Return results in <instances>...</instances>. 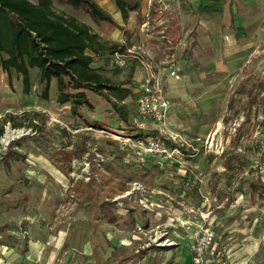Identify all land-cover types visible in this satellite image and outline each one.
Segmentation results:
<instances>
[{
	"label": "crops",
	"instance_id": "crops-1",
	"mask_svg": "<svg viewBox=\"0 0 264 264\" xmlns=\"http://www.w3.org/2000/svg\"><path fill=\"white\" fill-rule=\"evenodd\" d=\"M134 1H138L139 6L124 21L115 0H96L115 21V32L109 36L110 44L107 45L101 37L99 39L106 47L114 45V50L136 51L139 55L134 56L138 60L131 58L132 78L115 80L104 68L99 69L113 82L131 91V95L122 102L126 109L128 98L137 103V82L142 84L143 77L153 75L164 92L166 87L170 96L187 95V90L195 85H199L198 90H213L216 82H210V76H229L242 70L250 59L249 49L255 42V12L260 0H154L151 5L147 0ZM120 27L124 35L119 34ZM103 55V52L94 55V64L95 57ZM171 55L176 56L175 60L174 57L168 59ZM140 57H146L149 67L140 63ZM176 68L182 76L181 81L170 75V71ZM251 103L254 104L255 99ZM57 104L72 111L70 103ZM50 109L54 114L59 111L58 107L51 106ZM176 112L173 109V123L182 126L188 124L181 118L189 114L175 115ZM221 121L218 124L222 125ZM221 125L207 135L195 132L201 126L192 123L190 128L195 134L192 136L194 146L191 145L189 151L192 154L188 157L201 153L189 162L178 164L154 157L173 164L176 175V178H171L174 183L172 191L155 185L152 189L154 197H151L156 204V227L161 233L160 239H168L171 245L154 249L144 248L143 244L133 245L132 231H135V225L140 224L137 218L144 221L146 212L149 213L146 209H151L144 206V196L138 190L129 195L121 193L109 200L111 202L101 204L104 215L111 222L104 229L105 232L101 233V229L95 227L93 219L89 227H85V220L92 214H85L82 207L78 208L77 203L64 199L65 196L52 194L54 191L62 193L63 187H72L78 180L69 179L64 167L57 165L51 155L46 157L29 153L33 161L11 165V174L9 172L7 177L0 173V187H48L50 194L38 200L28 194L31 191L28 189L23 197H18L13 191L0 196V260L7 259L18 264H115L117 251L136 250L140 258L135 264H193L192 234L198 226L210 224L215 232V241L208 255L211 260L217 258L239 264H264V175L257 171L255 173L250 160L241 164L236 154L227 157L230 155V137L225 134L234 131H226V126L220 130ZM157 129L162 134L161 126H157ZM210 141L212 145L208 146L207 142ZM216 159H220L219 164L214 162ZM243 171H251L255 176L234 182L238 175L242 177ZM101 172V185L116 183L109 169L102 168ZM211 173L219 176L220 191L224 193L202 202L196 189ZM192 180L195 190L190 187L193 186ZM121 182L124 188L132 184L130 179ZM86 183L89 184V181ZM19 202H22L21 205ZM61 205L71 211L60 212ZM124 212H129L134 226L128 236L114 225L117 217ZM134 236L145 237L142 233ZM102 238L110 241L107 247L102 243ZM105 249L108 251L107 257L99 259V253ZM152 250L154 252L151 253Z\"/></svg>",
	"mask_w": 264,
	"mask_h": 264
},
{
	"label": "rangeland",
	"instance_id": "rangeland-1",
	"mask_svg": "<svg viewBox=\"0 0 264 264\" xmlns=\"http://www.w3.org/2000/svg\"><path fill=\"white\" fill-rule=\"evenodd\" d=\"M31 1L37 2V0ZM257 4L259 8L255 12V42L252 43L249 49L250 59L242 70L240 69L229 76H210L209 81L216 82V87L209 91L198 90L199 85H195L196 87H190L187 90V95L170 96L164 86L166 92L164 94L170 102L168 122L164 132H168L167 134L173 136H181L186 141L184 148L187 154H192L189 150H186L190 149L189 145L194 146L192 136L195 134L190 128L193 122L197 126H201L195 132L207 135L216 130L217 125L218 127L221 125L218 124L221 120L223 123L220 130L226 126L228 128L226 131L229 129L231 131L234 122H241L237 131L231 132L235 135L228 134L229 132L225 134L230 137L228 143L230 155L227 157L236 154L241 160V164H246L248 160L252 161L260 143L264 142V0H260ZM53 9L65 15H72L80 22L88 24L92 31H96L98 35L100 34L99 37L107 45L110 44L109 36L115 32V24L106 21H95L84 7H74L65 0H53ZM119 30L121 31L119 34H123V28L120 27ZM135 52L128 53L119 48L114 50L113 46H107L106 52H103L105 55L102 57L96 56L93 65L98 66V69L104 68L115 80H126L132 78V60H138L134 57L138 55ZM116 53L125 54L126 57H123L125 60L124 65L120 66L116 63ZM173 57L175 60L176 56L173 55L169 56L168 59L170 60ZM142 59L140 57V63L149 67V61L146 60V57L143 62H141ZM172 71H170V75L175 80L181 81L182 76L178 73L177 68L174 71L179 75V78L172 75ZM149 76L151 75L143 77L144 81L142 82H145ZM31 80V92L25 94L22 91L20 74L13 70L11 81H9L8 74L4 71L0 72V128H3L0 135L1 175L9 176L11 165L33 161V157L29 156V153L46 157L51 155L57 165L64 167L69 179L78 180V183L72 187H63L61 189L62 193L54 191L52 194L65 196L64 199L68 198L73 204L77 203L78 208L82 207L85 214H92L91 217L89 216L85 220L84 225L89 227L90 220L93 219L96 224L95 227L98 230L101 229V233L106 231L104 230L106 226H110V221L104 215L101 204L111 202L109 200L121 193L127 194L123 192L126 189L140 192L141 188L138 189V186H141L145 189L146 196L150 197L149 201L152 203L151 209H146L149 211V213L146 212V219L143 221L138 217L140 224L135 225V231L133 232L134 226L132 227L129 212H124L123 215L117 217L114 225L125 231L127 236L130 235L131 231L132 234L134 233L131 235L133 245L143 244L142 247L144 248H160L157 243L163 239H160L161 233L158 232L159 229L156 227L158 220L155 213L156 204L151 198L154 194L152 189L155 188V185L166 187L171 191L174 189V183L171 179L172 177L176 178L174 166L169 162L158 161V159L146 155L137 146L138 142L144 138L138 135L146 137L160 134L157 126H161V124L152 118L141 116L137 110V103L132 98L127 99L128 120L124 121L109 101L94 93L90 95L92 107L83 106L77 114L72 113L68 107L57 104L55 100V81H53L51 88V99L45 102L39 96L40 87L37 69L31 70ZM137 85L138 94L141 91V84L137 82ZM254 99L255 103L252 104L251 101ZM51 106L58 107L59 111L54 114L50 109ZM67 106L69 105L67 104ZM173 109L177 111L175 115L189 114L187 117L181 118L188 124L182 126L173 123L171 119ZM70 118L74 120L72 121ZM139 124L143 126L140 127ZM7 135H12V137L8 142H4ZM165 136L167 138L169 135L165 134ZM200 153L187 157L186 161L189 162ZM96 154H100L104 158L100 168L97 167L95 161ZM39 158L43 161L42 157ZM222 160L221 158V162ZM87 162H90L89 169H84ZM214 162L219 164L220 159H216ZM102 168L110 170L116 180L115 184L111 186L101 185ZM86 170H89V174ZM242 173V177L241 174L238 175L234 182L237 179L243 181L242 178L253 177L256 171L254 175L251 171H248V173L243 171ZM87 175L91 177L89 184L86 183ZM193 178L195 180V176ZM129 179L132 184L124 188L121 181ZM80 180H86V182H79ZM92 180L95 181L92 182ZM193 180L191 181L193 186L190 185V187L194 189L196 187ZM231 187L232 185L229 186V188ZM220 188L221 180L219 176L211 173L205 177L203 182H200V186L196 189L197 196L202 202H205L209 197H216L220 193H224L220 191ZM8 189L5 186L0 187V196H6L7 192L13 191L18 197H23L27 195L28 189L31 190L28 194L34 195L38 200L50 194V188L48 187L34 188L27 185H18ZM20 200L21 198H19ZM21 203L19 202L20 205ZM65 210L66 212L71 211H67L65 205H61L59 211L63 213ZM138 233L145 235L144 239L143 237L134 236ZM101 240L106 247L107 243H110L108 239H106L107 241L103 238ZM107 252V249L100 252L99 259L104 260V256L107 257ZM152 252L154 251L152 250ZM115 256V264H135L140 258L136 250L133 252L117 251ZM214 257H217V255ZM213 260L217 261L218 259ZM108 263L111 262L105 264Z\"/></svg>",
	"mask_w": 264,
	"mask_h": 264
},
{
	"label": "trees",
	"instance_id": "trees-1",
	"mask_svg": "<svg viewBox=\"0 0 264 264\" xmlns=\"http://www.w3.org/2000/svg\"><path fill=\"white\" fill-rule=\"evenodd\" d=\"M65 1L84 7L95 21L115 24L112 15L95 0ZM115 4L124 21L139 6L134 0H115ZM104 50L106 45L98 33L76 17L56 12L53 0H0V72H6L9 81L13 70L20 74L25 94L32 89L31 70L37 69L42 100L51 99L55 81L56 101L70 103L73 112L92 107L90 95L94 93L109 101L120 118L127 120L122 102L131 91L93 65L94 55ZM2 132L0 128V135Z\"/></svg>",
	"mask_w": 264,
	"mask_h": 264
},
{
	"label": "built area",
	"instance_id": "built-area-1",
	"mask_svg": "<svg viewBox=\"0 0 264 264\" xmlns=\"http://www.w3.org/2000/svg\"><path fill=\"white\" fill-rule=\"evenodd\" d=\"M149 5H151L154 0H147ZM116 63L120 66L124 65L125 60L123 55L116 54ZM176 78H179V75L176 71L171 72ZM140 93L137 96V110L141 116L152 118L161 124L162 134H153L144 137L141 141L138 142V146L146 155L152 157H159L167 161H171L178 164H183L186 162L188 156L185 152V143L186 141L181 136L170 135L165 138L164 129L167 126L168 114L170 110V102L164 94L162 85L158 80L155 79L153 75L149 76L145 82L140 86ZM241 122H234L232 124V131H237ZM164 127V128H162ZM201 140V138H197ZM208 146H211V141L207 142ZM189 145V144H188ZM191 147V145H189ZM189 150V149H186ZM97 167H101L104 162L103 156L96 154L95 158ZM90 162H87L84 169H89ZM252 166L258 173L264 175V142H261L259 147L255 152V156L252 160ZM89 174V170H86ZM90 175H87L86 180H90ZM141 188L143 197L144 206L151 207L152 203L149 199L146 198L145 189L141 186H138V189ZM133 191L129 190L126 195L132 194ZM140 231V229H139ZM192 238L194 240L192 246V261L193 264H239L237 261L233 260H224L219 259L217 261H212L208 255L209 250L215 240V232L210 224H203L198 226V228L193 232ZM172 242L168 240H162L157 243L160 246L171 245ZM0 264H18L14 263L7 259L0 260Z\"/></svg>",
	"mask_w": 264,
	"mask_h": 264
},
{
	"label": "bare ground",
	"instance_id": "bare-ground-1",
	"mask_svg": "<svg viewBox=\"0 0 264 264\" xmlns=\"http://www.w3.org/2000/svg\"><path fill=\"white\" fill-rule=\"evenodd\" d=\"M11 137H12V135H7V136L5 137L4 142H8V141L11 139Z\"/></svg>",
	"mask_w": 264,
	"mask_h": 264
}]
</instances>
